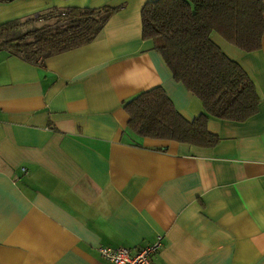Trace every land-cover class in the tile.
Listing matches in <instances>:
<instances>
[{"label":"crops","instance_id":"1","mask_svg":"<svg viewBox=\"0 0 264 264\" xmlns=\"http://www.w3.org/2000/svg\"><path fill=\"white\" fill-rule=\"evenodd\" d=\"M147 1H0V24L115 9L94 40L48 58L0 50V264H111L97 246L158 235L155 264H264V34L250 53L210 35L254 83L253 116L210 118L209 148L140 138L123 103L141 91L161 87L187 121L202 112L142 39Z\"/></svg>","mask_w":264,"mask_h":264},{"label":"trees","instance_id":"2","mask_svg":"<svg viewBox=\"0 0 264 264\" xmlns=\"http://www.w3.org/2000/svg\"><path fill=\"white\" fill-rule=\"evenodd\" d=\"M114 11L71 8L2 23L0 50L31 62L48 58L94 40ZM39 17L57 21L32 25ZM140 18L142 39L152 41L172 78L200 102L202 112L187 121L164 90L154 87L124 101L128 132L209 148L218 141L208 131L210 118L239 123L257 112L260 97L254 83L210 35L217 33L245 53L258 51L264 0H151L142 6Z\"/></svg>","mask_w":264,"mask_h":264},{"label":"built area","instance_id":"3","mask_svg":"<svg viewBox=\"0 0 264 264\" xmlns=\"http://www.w3.org/2000/svg\"><path fill=\"white\" fill-rule=\"evenodd\" d=\"M61 15L63 16V13ZM162 239V236L158 235L153 243L135 249L99 245L96 251L102 259L111 264H155L153 257L161 248Z\"/></svg>","mask_w":264,"mask_h":264},{"label":"rangeland","instance_id":"4","mask_svg":"<svg viewBox=\"0 0 264 264\" xmlns=\"http://www.w3.org/2000/svg\"><path fill=\"white\" fill-rule=\"evenodd\" d=\"M31 18H34V19H35L36 17L34 16V17H31ZM34 19H32V20H34ZM38 22H39V21H38ZM32 23H33L32 25H34V24H38L36 20L32 21ZM39 24H40V22H39ZM39 24H38V25H39ZM28 26H29V25H28Z\"/></svg>","mask_w":264,"mask_h":264}]
</instances>
